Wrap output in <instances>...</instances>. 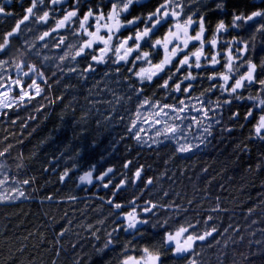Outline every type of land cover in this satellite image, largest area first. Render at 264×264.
<instances>
[{
  "label": "trees",
  "instance_id": "obj_1",
  "mask_svg": "<svg viewBox=\"0 0 264 264\" xmlns=\"http://www.w3.org/2000/svg\"><path fill=\"white\" fill-rule=\"evenodd\" d=\"M157 3L158 0H146L142 7L134 5L130 15L123 14L121 20L147 14L154 10ZM258 3L259 0H228L226 14L217 12L208 15L205 39L212 38L218 20L223 19L230 25L233 10L250 13ZM0 5L12 13L0 15V43H3L4 35L11 31L17 20L23 18L28 7L27 2L22 0H0ZM88 5L94 11L99 6L105 13L111 8L108 0H81V17ZM67 7L72 10L74 0H68ZM197 7L204 11L201 5L190 6L191 11H196ZM44 11L50 12L46 24L36 23L34 19L26 22L22 26L24 30L9 38V47L0 53V60L8 61L0 66V77L6 79L11 76L15 79L26 72L28 66L35 65L47 80L44 83L36 74H31L43 89L41 95L19 107L14 105L12 109L0 111V151L12 145L8 153L0 157V164L3 165L0 179L5 173L9 176L8 183L0 186V192L20 187L28 197L0 201V264H120L125 258L126 244L127 255L139 258L143 248L159 247L166 231H172L181 224L186 226L188 222L196 225L197 232L215 226L220 233L214 234V238L210 237L206 242L197 243L195 251L199 253V264H245L242 254L264 246L255 243L257 240L264 241V141L249 139L256 118L261 113L255 110L253 117L244 119L253 101L233 99L230 105L210 112L209 115L219 123L213 122L209 142L192 153H177L175 142L164 140L162 136L157 138L155 131L161 125H139L145 129L141 136L147 143H137L127 132L131 120L135 118L138 103L129 84L141 87L127 71L132 64L121 63L120 72L116 73L117 65L109 60L107 65H98L95 72L85 76H81L80 72L68 73L71 67L82 70L88 61L78 57L77 61L60 62L58 57L66 51L74 54V49L69 46L79 45L86 37L74 35L80 31L79 21L74 19L67 27L40 41L38 37L54 28L55 20L63 17V9L51 7L48 0H44L36 10L37 15H42ZM171 23L169 20L168 24L159 28L148 43L141 42V51L151 53L153 64L162 59L163 49L153 50L149 45L156 39H162ZM139 27L143 28L144 24L141 23ZM135 31L130 26L121 29L118 35L124 38ZM253 32L254 26L229 27L220 39L231 41L233 37H238L250 42L243 59H251L258 65L256 79L260 80L264 79V69L259 67L264 59V34H256L253 48ZM60 37L65 38V43L61 48H56L54 45ZM189 48L195 51L192 45ZM225 48V44H220L217 50L223 53ZM204 51L210 55L212 49L206 46ZM233 54L236 55L235 52ZM21 61L22 67L17 69L15 65ZM220 61L214 69L211 66L191 69L193 75H198V79L192 82L193 97L199 96L213 83L204 77L213 71H224L223 56ZM201 62L204 63L203 60ZM176 63L178 60L150 84L145 83L140 99L151 97L154 101L172 104L185 98L187 94L183 92H167L157 87L175 71ZM58 65L63 72L58 70ZM144 66L143 62H137L136 70ZM235 67L238 69L235 78L247 70L241 66L240 60L235 62ZM188 71L185 67L173 77L170 87ZM105 72L109 75L105 76ZM25 83H31V79L25 77ZM185 86L187 82L182 85ZM237 95L245 98L259 95L264 98V91L254 83L240 89ZM218 98L222 103L231 97L227 93L222 94L218 87L204 96L206 101L214 102L212 107H215ZM5 112L7 115H4ZM233 112H239L238 119L230 118ZM141 114L147 116L151 112L142 109ZM152 139H159L163 143L153 144ZM245 146L247 151L244 150ZM141 166L142 178L133 183L134 173ZM109 168L113 171L103 180L97 179ZM66 169H71L70 178L61 183L59 176ZM89 171L92 172V183L80 182L79 177ZM33 177L35 179L30 185L19 183ZM149 177L154 178V183L145 188L144 181ZM121 180L126 183L113 197L114 186ZM109 181V187H103ZM165 192L168 196H164ZM48 196L53 199H45ZM71 196L76 200L70 201L68 197ZM109 198L121 203L123 208L114 210L107 203ZM217 198L223 211L213 212ZM148 200L163 205L178 204L180 209L172 211L165 207L158 208L155 215L141 214V218L149 219L150 223L140 226V231L135 235L122 230L114 233L116 242L102 254L101 260L95 249L102 247L107 232L123 224L120 213L131 210L133 205L129 202L134 201V206L139 210ZM190 200L191 205L188 203ZM249 208L253 209L251 213L248 212ZM209 215L214 219L206 225L204 221ZM165 220L168 221L166 225L163 223ZM100 221L104 223L100 224ZM158 221L160 226L153 228L152 224ZM89 224L93 225L92 229L88 228ZM225 228L229 229L227 233L224 232ZM63 229L68 231L57 242V236ZM93 231L99 240L92 236ZM162 260L163 264H186L185 260L175 259L166 250Z\"/></svg>",
  "mask_w": 264,
  "mask_h": 264
},
{
  "label": "snow or ice",
  "instance_id": "obj_2",
  "mask_svg": "<svg viewBox=\"0 0 264 264\" xmlns=\"http://www.w3.org/2000/svg\"><path fill=\"white\" fill-rule=\"evenodd\" d=\"M65 0H50L53 5H61ZM146 0H108L111 5L110 10L105 13L99 6L94 11L92 6H87V11L84 12L83 16L79 15L81 0H74V7L72 10H67L61 19L55 20V27L49 31H45L38 37L40 41H44L46 37H49L52 33L58 32L60 29L70 25L73 20L79 21V33H74L83 35L86 39L79 45H70L69 47L74 49V54L70 52H65L64 55L58 57L60 62L66 60L77 61V58L87 60V65L82 70L77 67L68 68V73L80 72L81 76L85 74L93 73L97 70L98 65H107L109 60L114 65L116 73L120 72L119 65L121 63L128 64L131 63L132 67H129L127 71L134 76L141 87H135L129 84V88L137 97L138 103L136 107L135 118L131 120L127 132L130 133L137 143H147L141 133L145 132L141 124H148L150 126L161 125L160 129L155 131V136L157 138L163 137L164 140L169 142H175V151L177 153H192L193 151L199 150L201 146H205L209 142V138L212 136L213 122L218 124L219 121L215 120L214 117L210 116V112H214L216 109H220L223 105H230L232 100H244L248 99L253 101L251 108L247 110L244 115V119L248 120L253 117L254 111L258 110L261 114L256 118V123L253 125L249 139L255 138L260 141H264V98L259 95L253 97L249 96L245 98L242 95H237L240 89L251 86L256 83L259 84L260 90L264 91V79L257 80L256 73L258 65L254 63L251 59L244 60L245 54L248 52L250 47V42L241 40L238 37H233L231 41H223L220 39L223 33L227 32L229 27L233 29L242 28L245 25L249 27L254 26V32L252 36V47L254 48V41L256 34H264V0H259L257 5H254L255 10L250 13L243 11L237 12L233 10L232 20L230 25L226 24L223 19L217 21L215 28L213 30V36L211 39L206 40L205 35L208 30L207 17L209 14L221 13L226 14L228 0H158L157 5L154 10L147 12V14L141 13L139 15L133 16L131 19L121 20L123 14L130 15V9L132 6H143ZM44 0H31V6H29L23 15L22 19L16 21L15 26L11 31L7 32L3 37V43H0V53H4L9 47V38L19 35L24 29L22 26L26 25V22L34 19L36 23L46 24L50 17L49 11H44L42 15H37V8L39 5L43 4ZM201 5V8L197 7L196 11H191L190 6ZM187 9V11H186ZM0 15H12L8 12L6 8L0 5ZM169 20L172 21L168 25L167 31L165 32L162 39H156L153 41L149 47L153 50L157 48L163 49V57L158 63L153 64L151 61V53L148 51H141V42L148 43L151 40L152 35L159 28L168 24ZM94 22V23H90ZM143 23L144 27L140 28L139 25ZM133 27L136 31L127 37L121 39L118 35L121 29H126ZM92 30H89V29ZM198 29V30H197ZM30 31V29H28ZM103 33V34H102ZM194 33V34H193ZM115 41V43H114ZM131 42V43H130ZM65 43V38L60 37L58 42L54 45L56 48H61ZM199 45L196 47V45ZM225 44V51L222 53L218 51V45ZM195 47V51H188L189 46ZM233 45H238V47H233ZM47 47V45H44ZM212 49L210 55L206 54L205 47ZM236 53L234 55L233 53ZM135 54V55H134ZM224 57L223 72L216 73L213 71L211 75H207L206 78L211 83L210 87L205 89L200 93L199 96L193 97L191 91L193 89V81L198 79V75H193L191 69H202L204 67L211 66L213 69L216 65L220 64V57ZM182 57V58H181ZM131 58V59H130ZM45 59H49L45 57ZM175 64V71H172L168 75L167 79H163V83L159 84L157 87L164 89L167 92H183L187 94L185 98L178 99L172 104L162 103L161 101H154L151 97H146L140 99L143 96L145 83H151L154 78L160 77L161 73L166 72L173 66V62L177 61ZM204 61L202 64L201 61ZM237 60L241 61V66L246 67V71L235 78V74L238 69L235 67V62ZM143 62L147 67H140L136 70L137 62ZM8 61L0 60V66L6 65ZM23 61L16 63L15 67L20 69L22 67ZM58 70L63 72V69L57 66ZM188 68L189 71L186 75H183L179 82L174 83L170 87V81L173 80L178 73H181L184 68ZM260 68L264 69V59L261 60ZM31 74H36L44 83L47 80L44 79V73L38 71L35 65L28 66L26 72L20 73L17 78L13 79L8 76L6 79L0 77V109H12L15 105L16 107L21 106L26 101L31 102L35 96H40L43 89L37 79H33ZM55 72L53 75L55 76ZM105 76L109 75L108 72L104 73ZM27 77L31 79V83H25L24 78ZM125 79H129L125 77ZM221 81V83L216 84L215 81ZM232 81V83H230ZM187 82V86L182 87V85ZM15 85L19 89V94L16 96L12 95L13 88ZM219 88L223 93H227L231 98L224 100L222 103L217 99L215 102V107H212L213 103L211 100H205L204 96L206 92H212L213 89ZM60 99V98H58ZM129 100L132 99L131 96L128 97ZM195 101V103H193ZM119 102V98L117 100ZM43 107V105L41 106ZM150 110V115H142L141 110ZM39 111V109H37ZM192 113H195L193 115ZM4 115H7L5 112ZM34 117H29L33 119ZM233 119L239 118V112H233ZM123 119V117H121ZM187 121V123H185ZM16 121L14 120L13 123ZM243 127V125H241ZM231 131V129H227ZM198 141V142H194ZM153 144H161L163 141L159 139H152ZM12 145H8L2 151H0V157L5 156L8 153ZM247 151V146L244 147ZM130 163V162H129ZM128 167V164H125ZM3 165L0 164V169ZM71 169L64 170L59 176V181L61 183L65 182L66 178H70ZM113 169L109 168L103 175L97 179L103 180L108 173L112 172ZM143 166L138 168L133 177V183L142 178ZM206 171V170H205ZM35 178L25 179L20 184L30 185ZM9 176L5 173L3 178L0 179V186H4L8 183ZM79 181L84 183H92V172H86L79 177ZM126 181L121 180L119 184H116L115 191H113L112 196H116L117 192L125 185ZM154 183V178L149 177L144 181V186H148ZM111 181L104 184L103 187L108 188ZM164 196H168L165 192ZM19 198H25V191L20 187H13L11 191L0 192V201L7 200H17ZM45 199L52 200V196H48ZM70 201H75L76 197H68ZM103 199V198H101ZM107 203L114 210H121L123 205L121 203L114 202L113 199L109 198ZM131 207L130 211L121 212L120 215L123 217V224L117 228H113L111 232L106 233V239L102 247L96 248L95 252L98 257L103 260L102 254L105 253L116 242V237L114 233L122 230L126 233L135 235L140 231V226L148 225L150 223L149 219L141 218V214L155 215L158 208H167L172 211H177L180 209L178 204H158L153 203L151 200L145 201L143 206H134L135 202H129ZM189 205L192 201H188ZM213 212L223 211L219 205V199L217 198V206L212 209ZM253 209L249 208L248 212L251 213ZM214 217L209 215L204 223L207 225L210 221H213ZM103 224V221L99 222ZM165 225L168 223L167 220L163 222ZM160 226V222L153 223L152 227L156 228ZM89 229L93 228V225H88ZM196 225L188 222L181 224L179 227L172 231H166L162 240L160 241V246L157 248L149 249L148 247L143 248L142 255L139 258L128 256L127 247L125 245L124 259L120 261V264H163V256L165 250L170 252L172 257L177 260H185L186 264H199L197 257L199 253L195 251L198 242H206L210 237L214 238V234L219 235L218 228L212 226L206 228L203 232H197ZM68 231V229H63L57 236V242L60 237ZM228 228L224 229L227 233ZM142 234V233H141ZM92 236L99 240V236L96 232H92ZM241 239H243L241 237ZM219 244V241H216ZM257 245H264V241H255ZM227 244V241H225ZM59 255V251H57ZM245 264H264V246L259 247L254 252H248L242 254ZM11 258V257H9Z\"/></svg>",
  "mask_w": 264,
  "mask_h": 264
},
{
  "label": "flooded vegetation",
  "instance_id": "obj_3",
  "mask_svg": "<svg viewBox=\"0 0 264 264\" xmlns=\"http://www.w3.org/2000/svg\"><path fill=\"white\" fill-rule=\"evenodd\" d=\"M22 1H26L27 2V7H29V6H31V0H22ZM49 1V3H50V0H48ZM67 1L68 0H66L63 4H61L60 6L61 7H59V5H53V4H51L50 3V5H51V7H53V8H57V9H62L63 8V11L62 12H64V11H66L67 9H68V7L66 8V3H67ZM27 9V8H26ZM63 14V13H62ZM121 39H123V38H121ZM162 57H163V50H162Z\"/></svg>",
  "mask_w": 264,
  "mask_h": 264
},
{
  "label": "rangeland",
  "instance_id": "obj_4",
  "mask_svg": "<svg viewBox=\"0 0 264 264\" xmlns=\"http://www.w3.org/2000/svg\"><path fill=\"white\" fill-rule=\"evenodd\" d=\"M65 1H66V0H65ZM59 7H61V6L59 5ZM62 9H63V8H62ZM67 10H68V9H67ZM67 10H66V11H67ZM66 11L63 12V15L65 14ZM90 23H94V22H90ZM89 30H92V29L90 28ZM102 34H103V33H102ZM114 43H115V41H114ZM189 47H190V46H189ZM188 51H191L190 48L188 49ZM141 62H142V61H141ZM144 67H147V65H145ZM24 80H25V78H24ZM12 88H13L12 95H13V96L18 95V94H19V89H17L15 85H13ZM0 91H3V89H0ZM1 110H2V109H0V111H1Z\"/></svg>",
  "mask_w": 264,
  "mask_h": 264
}]
</instances>
